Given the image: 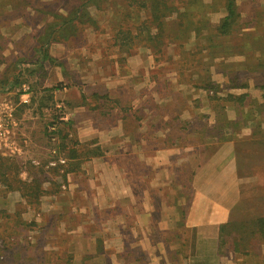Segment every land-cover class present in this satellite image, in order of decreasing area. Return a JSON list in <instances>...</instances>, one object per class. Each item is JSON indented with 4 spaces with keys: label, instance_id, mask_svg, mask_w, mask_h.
Wrapping results in <instances>:
<instances>
[{
    "label": "rangeland",
    "instance_id": "1",
    "mask_svg": "<svg viewBox=\"0 0 264 264\" xmlns=\"http://www.w3.org/2000/svg\"><path fill=\"white\" fill-rule=\"evenodd\" d=\"M159 1L165 6H160L156 12L153 4L158 0H133L130 3L128 0H97L96 5L87 6L88 15L95 21L93 25H74L67 39L44 43L46 54L41 55L36 47L40 45L45 23L50 22L54 14L67 16L74 13L82 1L0 0V64L11 62L6 74L0 67V96H5L12 104L16 124L27 114L22 107L17 110L14 99L6 92L11 84L6 87L1 80L11 78L8 83L13 84L15 80L19 82L24 78L25 81L37 76L38 86L46 85V79L49 82L53 79L52 86L61 88L59 79L64 78L65 86H72L78 94L71 96L70 103L62 100L72 112L67 121L58 119L60 111L55 107L56 102L46 101L41 105L44 108L38 118L56 124V139L49 141L46 129L40 130V136L37 132L34 138H45L49 146L41 142L43 148L36 147L35 154L47 160L49 149L53 147L69 158L72 151L83 153L87 148H95L96 139L82 140L83 143L76 141L75 125L80 122L110 126L119 116L122 127L129 130L131 123L142 116L141 103H138V112L132 114L131 101L144 93L145 115L149 114L145 120L150 125L152 149L161 141L167 149L174 140L196 147L192 156L184 155L189 150L173 153L169 162L151 165L149 184L153 223L148 234L136 233V230L128 233L133 217L129 219V213L119 209L111 215L116 216L118 222L127 216L126 227L111 230L109 215L104 212L103 221L98 225L99 232L97 224L78 219L65 207L59 211L61 216L56 213L48 217L49 231L61 233L58 239L44 241L41 234L37 239L36 234L41 231L33 228L30 233V224L34 222L35 212H42L40 208L46 201L66 197L68 190L60 188L62 176L58 171L44 170L42 164L46 160L37 158L40 164L36 166L52 176L45 180H30L35 184L44 181L43 194L39 195L31 185L28 189V180L0 178V264H174L170 257H177L172 251L177 243L166 245L158 231H173L181 208L186 215L193 192L191 173L216 148V144L210 145L211 140L217 143L233 141L239 172L259 176V188L253 193L256 196L238 199L225 222L229 225L219 238L224 243L219 247L222 262L264 264V243L249 229L256 216H264V0H235L237 17L225 34L217 31V25L225 15L223 0ZM142 2L146 7L141 6ZM117 32H123L120 39L116 37ZM44 62H51L48 68ZM26 63L28 66L24 67ZM23 68L28 69L24 71ZM242 94L245 97L240 100ZM81 102L84 108H76ZM116 108L121 110L120 115L113 111ZM16 138L18 141L27 139L19 132ZM139 164L132 163L134 169L142 172ZM7 167L12 171L15 169L12 164ZM2 169L3 166L0 175ZM136 180L133 182L138 188ZM89 188L93 187L89 185ZM8 190L11 194L7 196ZM243 193L245 195L247 191ZM74 200L77 203L79 197L74 196ZM6 204L18 208L24 204L28 209L22 207L12 211ZM60 219L70 230L65 237L63 231H56ZM164 220L166 227L159 228ZM178 232L186 243L190 238L188 227L178 228ZM232 239L239 240L237 248L244 255L232 253ZM98 241L102 242L101 252L96 250ZM186 245L178 253V258L185 256V259H179L180 264H188L189 245ZM123 246L128 247V252H124Z\"/></svg>",
    "mask_w": 264,
    "mask_h": 264
},
{
    "label": "crops",
    "instance_id": "2",
    "mask_svg": "<svg viewBox=\"0 0 264 264\" xmlns=\"http://www.w3.org/2000/svg\"><path fill=\"white\" fill-rule=\"evenodd\" d=\"M44 63H46V68H48L51 62ZM27 66V63L24 64V67ZM0 67L3 73L6 74L9 67H11V62H2ZM25 69L27 70L28 68H23L24 71ZM28 72L32 73V69H29ZM36 72H38L37 69L34 70L35 75ZM34 77L35 78L28 77L27 80L29 81H24V78L23 81L21 80L19 82L15 80L13 84L8 83L11 81V78H8V80H1V82L4 81L3 84L5 86L11 84V86L9 85V91H6L7 95H9L8 97L10 98L11 95V99H14L13 102L17 110L18 107H22L25 114H27L26 118L19 117L21 119H18V126L15 129L16 134L19 132L27 139H25L26 141H18V143L21 144V151L15 156H8L0 152V167L3 166L0 178L6 180L7 178L14 177L19 178L21 181L28 180L29 184L27 188H35L36 192L41 195L44 193V189H46V184L43 186L44 181L39 184L30 181L34 178H42L45 180L47 177H52L51 175H46L44 172H41L42 168L34 166L31 163V160H37V158H39L40 161L46 160V158L40 157L34 153L35 150L38 151L36 147L40 149L43 148L40 146L41 142H43L46 147L49 146L45 138H39V140L34 138V136H37V132L40 136L41 131H44L46 126V121L42 120V122L41 118H38L39 112L41 113L42 108H44L41 107V105L46 101L50 104L54 101L56 105L63 104L64 101L70 103L72 99L71 96H76L78 94L74 92L72 86H65L64 78L59 79V81H62V87L54 88L52 86L55 82L53 79H50V82L49 79H46V85L43 84L42 86H38L36 84L38 80L37 76ZM145 97L144 93L132 99L130 104L132 114L138 112V103L140 102L142 105V116L140 115L141 117L137 121L132 122V127L127 131L122 127L119 116H116V118L112 120L114 123L110 124V126L98 127L85 122H80L75 125L78 133L76 137L77 142L83 143L81 142L82 140L88 141L96 139L95 148H93L95 153L89 155V149L92 148H87L86 152L79 153V151H72L73 154H69V158L66 156L68 158L66 166V172L68 174L66 177L68 191L65 194L66 197H63V200L58 198L53 201V199H50L40 208L43 213L35 212V218H33L34 222L30 224L32 228H30L29 231L32 233L33 228H35V230H40L41 232L39 231L40 233L36 234L37 236L35 235L37 239L39 234L45 237L44 241H54L58 239V234L60 235L61 233L49 231L50 222L48 217L51 218V216L56 213V215L61 216L62 214H59V211L62 212L65 207L72 210L78 219L84 218V220H88L90 224H97V226L103 221L102 215L106 212V214L109 215L111 230H113V228L121 230L122 226L123 228L126 227V224L124 226V221L127 216L124 217V221L121 220V222H118L116 221V216L113 217L111 215L112 212L119 209L125 212V214L126 212L129 213V219H131V216L133 217V225L128 227V233L131 234L133 230H136V233L140 234L143 232L144 234L145 232H147V234L150 233L153 223L149 184L151 165L169 162V156H172L173 153L176 154L189 150L185 152L184 155L186 157L192 156V152H195L194 148L196 147L189 142L184 143L180 140H174L169 146L175 150L169 149L170 147L167 149L165 146L163 147L162 145H165L163 141L159 142L157 145L154 144L152 149L150 125L145 120V118L149 117V114L145 115ZM147 97L149 98L150 95ZM76 108H84V103H78ZM113 111L117 113V115L121 114V110L117 108ZM34 112H36L37 115H35ZM132 114L131 116L133 118L134 115ZM207 143L209 142L206 141V144ZM212 144H216V148L206 157L205 161L195 169L193 176L191 175L193 192L191 203L184 220V224L188 227L190 232V238L187 241L189 245L186 258L188 264H223L222 256H220L218 252L219 226L229 220L231 209L238 199L254 198L256 195H253V193L259 188V176L257 174H243L239 172L235 144L233 141L225 140L217 143L211 140L210 145ZM188 147L191 148L189 149ZM183 148H185V150ZM134 162L137 164L140 163L139 165L143 170L142 172L133 168L134 166L132 163ZM30 163L32 166H30ZM10 164L14 166V171L9 170L10 167H7L10 166ZM48 173L53 174L52 172ZM135 179L138 180H136V187L138 188H135V183L133 182ZM89 185L93 188H89ZM27 188L25 191H27ZM18 191L20 192V190ZM245 191H247V194L244 195L243 192ZM9 194H11V191L8 190L7 196ZM74 196L79 197L77 203H75ZM51 197L54 196L51 195ZM20 206L21 207L18 208L6 204L8 210L12 211H15V209L18 211V209L20 210L22 207L28 209L24 204ZM98 215H100V219H98ZM27 221L31 223L29 222L30 220ZM34 223L36 225H34ZM24 225L27 227L26 222H24ZM160 225L159 228L162 226L166 227V221L164 220ZM99 226L98 229L100 232L101 228ZM57 230L63 231L62 236L64 237L70 232V230L66 229V223L63 222L62 219L57 223L56 231ZM116 232L115 230L114 235ZM28 236H30L31 239V235ZM110 237L113 239L112 234ZM106 241L105 237L102 242L105 243Z\"/></svg>",
    "mask_w": 264,
    "mask_h": 264
},
{
    "label": "trees",
    "instance_id": "3",
    "mask_svg": "<svg viewBox=\"0 0 264 264\" xmlns=\"http://www.w3.org/2000/svg\"><path fill=\"white\" fill-rule=\"evenodd\" d=\"M82 1V3H80V5L75 9L74 13H70L67 16H62V15H57L54 14L52 16V20L50 22L45 23L44 25V31L41 35L40 41H39V46L36 47V51L42 52L41 55H45L46 54V50L43 46V44L48 43L49 41H55V40H59V39H67L68 36L71 34V31L74 25L80 24V25H93L95 23L94 20H92V18L88 15L87 13V6L89 4H93L96 5L97 0H80ZM129 3L132 2L133 0H128ZM161 4V5H160ZM164 3H160V1L158 0V2H154L153 7L156 9V12L159 11V7L160 6H165L163 5ZM82 10V7H84ZM142 7H146V3L142 2L141 3ZM223 8L225 10V15L222 17V19L220 20L219 24L217 25V31L221 34H225L229 31L230 25L231 23L234 21V19L237 17V8H236V3L235 0H223ZM123 32H117V39H120V34ZM43 39V41H42ZM47 59H49V56H46ZM245 97V94H242L241 96H239V99L242 100V98ZM262 97L264 98V94L262 95ZM89 155L90 154H94L95 151L94 149L89 150ZM191 175H193L191 173ZM189 183L191 181V178H189ZM189 189H191V186L189 187ZM184 219H185V210L184 208H181V210L179 211V220L177 219L175 222V228L173 231H169V230H165V231H158V233H160V238L161 241H163L166 245L167 244H171L176 242L177 243V247L176 249H172V251L174 252V254L177 255V257L173 256L170 257L171 262H173L174 264H180V260L183 258L185 259V256H182L180 258H178V253L179 251L181 252L183 248H185L187 245L185 243V240H183L180 236L181 233L178 232V228H184L185 224H184ZM252 226L250 229L251 232H253V234H257L260 238V240L264 243V216H256L254 221L251 222ZM228 223H224L221 224L219 226V238L220 235L223 234V232L225 231L226 227L229 225H227ZM185 232H183L184 234ZM159 238V239H160ZM182 240V241H180ZM179 241V244H178ZM99 242V241H98ZM219 242V246H218V252H219V247H221V245H223L224 243H221V239L218 240ZM223 242V241H222ZM239 242V240H238ZM238 242L235 239H232L230 245H231V251L232 253H241V251H239V249L237 248ZM102 242H99L98 245L96 246V250L97 252H101L103 251L102 248ZM179 245V246H178ZM239 247V245H238ZM181 249V250H179ZM245 249V248H244ZM128 247L124 246V252H128ZM171 252V253H173ZM246 253H249V250H246ZM222 254L220 253V256ZM241 255H244V253H241Z\"/></svg>",
    "mask_w": 264,
    "mask_h": 264
},
{
    "label": "built area",
    "instance_id": "4",
    "mask_svg": "<svg viewBox=\"0 0 264 264\" xmlns=\"http://www.w3.org/2000/svg\"><path fill=\"white\" fill-rule=\"evenodd\" d=\"M55 107L60 111L59 120L67 121L72 117V112L63 104H57ZM13 112L14 109L9 99L5 96H0V152L8 156L17 155L21 151V144L18 143V139L16 138L15 127L17 124L13 119ZM45 129L47 130L49 141H55L56 136L54 134L56 133L54 132L56 130V124L51 120H47ZM67 162L68 158L58 153L57 148L50 147L49 157L44 164H42L44 170H54L60 173L63 179L60 184L62 190L67 189ZM31 163L35 166L40 164L38 160L34 159L31 160ZM28 238H30V236H28Z\"/></svg>",
    "mask_w": 264,
    "mask_h": 264
}]
</instances>
